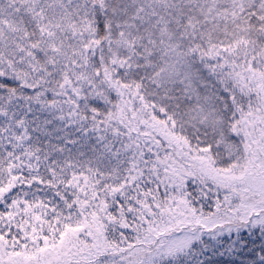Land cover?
Returning <instances> with one entry per match:
<instances>
[{"label":"snow or ice","instance_id":"1","mask_svg":"<svg viewBox=\"0 0 264 264\" xmlns=\"http://www.w3.org/2000/svg\"><path fill=\"white\" fill-rule=\"evenodd\" d=\"M0 264H264V0H0Z\"/></svg>","mask_w":264,"mask_h":264}]
</instances>
